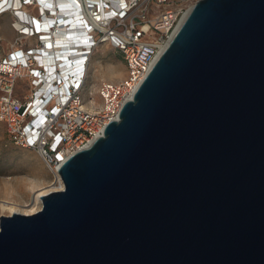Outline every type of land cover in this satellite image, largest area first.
<instances>
[{
  "label": "water",
  "instance_id": "water-1",
  "mask_svg": "<svg viewBox=\"0 0 264 264\" xmlns=\"http://www.w3.org/2000/svg\"><path fill=\"white\" fill-rule=\"evenodd\" d=\"M58 174L0 264H264V0L196 1Z\"/></svg>",
  "mask_w": 264,
  "mask_h": 264
},
{
  "label": "built area",
  "instance_id": "built-area-1",
  "mask_svg": "<svg viewBox=\"0 0 264 264\" xmlns=\"http://www.w3.org/2000/svg\"><path fill=\"white\" fill-rule=\"evenodd\" d=\"M196 1L0 0L14 31L0 54L9 141L35 150L62 182L61 163L118 119ZM104 45L120 53L126 76L100 80L86 97L91 58Z\"/></svg>",
  "mask_w": 264,
  "mask_h": 264
},
{
  "label": "rangeland",
  "instance_id": "rangeland-1",
  "mask_svg": "<svg viewBox=\"0 0 264 264\" xmlns=\"http://www.w3.org/2000/svg\"><path fill=\"white\" fill-rule=\"evenodd\" d=\"M0 26L2 28L1 32H3L5 39L8 40V42L3 40L0 44L1 54L7 49L13 35L2 16H0ZM109 64L114 65L116 73L119 72L115 77L109 75L112 81L117 82L126 76L125 64L120 53L110 46H102L92 56L90 61L89 76L84 92L86 97L90 91L92 93L95 91L100 80L108 78V72H106L105 67ZM96 99L100 100V97L97 95ZM51 183L53 185L57 184L54 175L39 154L33 149L18 147L11 143L4 123L0 122V199L6 198L9 201L21 200L29 203L32 190L28 185L37 184V186H40ZM6 186H9V192L5 190ZM17 190H19V193H16Z\"/></svg>",
  "mask_w": 264,
  "mask_h": 264
},
{
  "label": "bare ground",
  "instance_id": "bare-ground-1",
  "mask_svg": "<svg viewBox=\"0 0 264 264\" xmlns=\"http://www.w3.org/2000/svg\"><path fill=\"white\" fill-rule=\"evenodd\" d=\"M186 15H187V13H186ZM183 18H185V17H183ZM183 18H182V21H183ZM105 68H106L105 69L106 72H108V78L106 80L112 81V79L110 77L111 76L115 77L119 73V72L118 73L115 72L116 70H114L115 67L113 64H109ZM109 75H111V76H109ZM55 182L57 183V184L55 183L56 185H53V183L47 184V185H40V186L39 185L37 186V184L36 185H34V184L28 185L29 188L32 190V195L30 196V202L29 203H25L21 200L9 201L6 198L0 199V212L2 214H6V215L12 214L14 212L22 213V214H31V213L36 212L41 207V196L42 195H44L50 191L61 189L63 187V183L60 180L58 181L57 178H55ZM8 187L6 186V189H5L6 191H8ZM16 193H19V190H17Z\"/></svg>",
  "mask_w": 264,
  "mask_h": 264
},
{
  "label": "crops",
  "instance_id": "crops-1",
  "mask_svg": "<svg viewBox=\"0 0 264 264\" xmlns=\"http://www.w3.org/2000/svg\"><path fill=\"white\" fill-rule=\"evenodd\" d=\"M2 17L6 20V24H7V26L9 27V29H10L12 35L14 36V31H13L11 25H10V18H9V16H8V15H4V16H2ZM1 29H2V28H1V26H0V36H1V38H2V40H1V42H2L3 40H6V39H5V36H4L3 32H1ZM6 41L8 42V40H6Z\"/></svg>",
  "mask_w": 264,
  "mask_h": 264
},
{
  "label": "snow or ice",
  "instance_id": "snow-or-ice-1",
  "mask_svg": "<svg viewBox=\"0 0 264 264\" xmlns=\"http://www.w3.org/2000/svg\"><path fill=\"white\" fill-rule=\"evenodd\" d=\"M5 3H7V0H4ZM4 11L3 7L0 6V12ZM24 31H27V29H24ZM16 55H21L20 53H17Z\"/></svg>",
  "mask_w": 264,
  "mask_h": 264
}]
</instances>
